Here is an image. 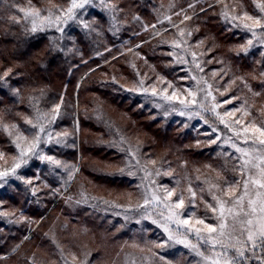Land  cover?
Returning a JSON list of instances; mask_svg holds the SVG:
<instances>
[{
  "label": "trees",
  "instance_id": "obj_1",
  "mask_svg": "<svg viewBox=\"0 0 264 264\" xmlns=\"http://www.w3.org/2000/svg\"><path fill=\"white\" fill-rule=\"evenodd\" d=\"M219 1H200L194 12L208 16ZM70 4L0 0V172L7 173L0 177V264H65L69 252L85 258V264H123L131 231L105 206L128 204L137 196L125 149L136 145L168 168L181 158L183 163L175 167L186 161L189 168L215 163L207 147H195L186 129L165 126L140 108L131 89L135 74L127 58L140 52L155 61L148 49L170 26L142 32L121 46L110 41L112 50L97 47L84 31L72 28L57 45L56 31H33L20 7H33L42 19L54 21ZM129 4L148 17L137 0H120L121 6ZM132 14L124 12L123 19L132 20ZM211 18L205 22L206 33L224 44L238 70L244 57L231 50L238 38ZM34 124L45 132L38 147L27 151L34 140L31 133L38 131ZM17 144L25 149L27 163L13 172L20 160ZM35 153L52 160L38 159ZM252 264H264L263 257Z\"/></svg>",
  "mask_w": 264,
  "mask_h": 264
},
{
  "label": "rangeland",
  "instance_id": "obj_2",
  "mask_svg": "<svg viewBox=\"0 0 264 264\" xmlns=\"http://www.w3.org/2000/svg\"><path fill=\"white\" fill-rule=\"evenodd\" d=\"M200 1L206 0H137L141 7H146L148 18L140 14L142 10L139 12L137 6H121L120 0H87L83 7L76 8H72L71 0L69 9L72 11L68 9L54 21L42 19L33 7L20 5L32 28L56 31L53 38L57 45H62V38L72 28L84 31L97 47L112 50L110 41L121 46L142 32L156 33L170 26L166 30L170 32L160 36L149 47L150 51L148 49L155 61L148 60L140 52L127 58L126 64L135 74V84L131 89L139 99L140 108L160 117L165 126H179L177 130L182 132L186 129L195 138V147H207L215 163L201 164L200 169L189 168L186 161L175 167L180 161L183 163L184 158H181L168 168L158 163L157 158L143 154L136 145L125 149L127 174L135 180L137 196L128 204L110 203L105 206L131 231L133 241L128 243L123 264H211L218 252L224 251L231 257L238 248L245 252L243 258L237 257L241 264H252V260L260 261L262 257L264 261V248L259 246V236H254L258 246L252 249L247 233L242 234L238 223L233 230L232 217L227 213L225 232L231 236L219 237L220 229L217 227L216 233L211 234L217 240L215 247L208 240L209 233L204 225L196 223L201 219L206 224L218 226L220 213L214 197L224 201L225 208L230 207L232 200L243 193V184L249 175L256 179L259 169L264 168L261 162L264 145L252 137L251 131L247 133L248 142L243 139L245 127L253 123L257 127L264 126V28L245 19L247 15L264 24V0H221L214 4L221 3L208 16L201 17L194 12ZM81 2L77 0V3ZM124 12H132L133 19H123ZM209 16L224 32L238 38L236 48L231 50L243 56V62L246 61V64L241 61L238 70L235 62L227 57L226 49L222 47L224 44L206 33L204 25L210 20ZM245 24L251 27H245ZM189 92L195 94L196 103H190L193 97ZM208 92L211 95L204 99ZM173 93L175 99L165 98L172 97ZM181 100L185 103L181 104ZM213 105H216L215 111L212 110ZM193 111L199 115H189ZM227 111H233V114L224 115ZM217 113L223 116L224 122ZM225 122L231 127H226ZM213 140L214 143L211 142ZM237 147L246 149L248 154L236 151ZM245 160L249 161L247 165ZM233 184L234 191L227 192L228 186ZM189 188L195 193L194 197ZM248 189L253 199L257 191L264 192L250 182ZM168 192L173 194L169 197ZM152 193L159 200L150 201L145 206V197ZM181 196L183 206L174 207L169 212L165 205H174ZM248 198L245 197V204ZM209 205L217 210L213 211ZM185 219L188 224L181 223ZM196 229H200L199 233ZM220 241L225 247H221ZM259 250L263 254H255ZM67 255L65 264H85L83 261H87L85 258L79 260L71 252Z\"/></svg>",
  "mask_w": 264,
  "mask_h": 264
},
{
  "label": "snow or ice",
  "instance_id": "obj_3",
  "mask_svg": "<svg viewBox=\"0 0 264 264\" xmlns=\"http://www.w3.org/2000/svg\"><path fill=\"white\" fill-rule=\"evenodd\" d=\"M87 2V0H82L81 3H77V0H72V8H76V7H83V3ZM262 8H264V6H262ZM69 12L72 11V9L70 8L68 10ZM38 15V13H37ZM187 18V17H186ZM245 19H249L253 21L254 25H259L260 27L264 28V24H261V21L259 19H253L250 16H245ZM245 27L250 28V25L245 24ZM33 31H35V26L32 29ZM183 34V33H181ZM251 43V41H249V44ZM195 55V54H193ZM155 94V93H153ZM189 95H191L193 97L192 101H190V103H196V99H195V94L193 92H189ZM211 92H208L207 95L204 97V99H207V96H210ZM166 99H175V93H173L172 97H165ZM213 99H215V97H213ZM181 104H184L185 101L181 100L180 101ZM198 107H202V105H198ZM216 105H213L212 110L215 111ZM56 110H59V105L56 106ZM238 110V109H237ZM182 115H184V112H181ZM199 115L198 112L193 111V113H190L189 115ZM233 114V111H227L224 115L227 116H231ZM217 115L220 117L221 122H224L223 116H220L219 113H217ZM245 115H248L247 112H245ZM55 117H53L54 119ZM37 119H41V117H37ZM29 123H31V121H29ZM237 123H239V121H237ZM225 126L226 127H231L230 125H228L225 122ZM37 125H33V128H37ZM245 136L243 137L244 142L247 143L248 142V135L247 133H249V131H251L252 133V137L253 138H258L259 143L261 145H264V126H260L257 127L255 125V123L251 124L249 127H245L243 129ZM45 129L43 126H39L38 127V131L37 132H33L31 133V135L33 136L34 140L32 145L29 147V149H27V151H32L33 148L38 147L39 142H40V134L44 133ZM49 136H51V133H48ZM236 135L239 137L240 136V132L237 130L236 131ZM27 139V137H22V136H18L17 139ZM211 142H215V140L211 141ZM253 142H255V139L253 140ZM235 147V145H233ZM17 148H20V160L14 165V167L12 168V171L15 172L16 168H19L21 163H27L26 160L23 159V157L26 154L25 149H23L21 147L20 144L16 145ZM236 151L243 153L244 155H247L248 152L246 149H242L237 147ZM38 159H48V160H52V157H44L42 155H40L39 153H35ZM261 162L264 163V158H261ZM53 163H58V161H54ZM154 163V162H153ZM249 163L248 160H245L244 164L247 165ZM255 167V166H254ZM243 168V165H242ZM7 175V173L5 172H0V177H3ZM252 183L254 185H256L259 189H264V168H260L259 169V176L256 179H253V177L251 175H249L248 180L244 182L243 184V193L241 195H239L238 197H236L234 200H232L231 202V206L228 208H225V202L214 197V199H217V204H218V208H219V213H220V223L219 225H212V224H206L204 222V220L198 219L196 221L197 224H203L204 228L207 230V232L209 233V237L208 240L211 241L212 246L215 247V245L217 244V240L215 237H213L211 234L212 233H216L217 231V227H219L220 231L218 233L219 237H224L226 235L231 236V233H226L225 232V228L228 226L226 224V220H227V216H231L232 220H233V225L232 228L233 230L236 229V224H240L242 227V234L243 232L247 233V241H251V245L250 247L252 249H255L258 245L256 240L254 239V236H259L260 238V242H259V246L264 247V192H260L257 191L255 193V199L251 198L249 196V189H248V184ZM235 183V182H234ZM189 191L192 192L191 188H189ZM234 191V184L233 185H229L227 188V192H232ZM173 193L172 192H168V196L170 197ZM192 196H195V193L192 192ZM245 197H249L247 200V203L245 204ZM159 197L155 194L152 193L151 196H146L145 197V206H147V204L151 201V202H155L158 201ZM184 204V199L181 196L178 201L174 204V205H165L166 208L169 209V212H171L172 208H178V207H182ZM209 207L212 208L213 211H216L217 208L213 207L212 205H209ZM225 213H227V216L225 215ZM258 213V215H257ZM240 217H243V219H238ZM171 215L169 216V219H171ZM181 223L183 224H188V220L185 219L183 221H181ZM165 231H168L167 228H165ZM197 233H199L200 229H196ZM183 242V241H180ZM221 243V247H225L223 244V241H220ZM198 255H203V253H198ZM245 255V252L242 248H238L235 250V252L233 253V255L231 257H229L228 255H226V253L224 251H220L217 253V258H214L211 261V264H221V258L223 259V264H241V260L237 259V257L243 258Z\"/></svg>",
  "mask_w": 264,
  "mask_h": 264
}]
</instances>
